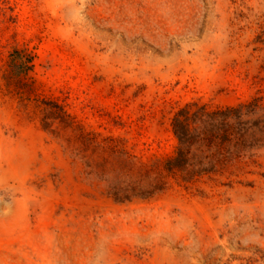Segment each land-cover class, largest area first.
Returning <instances> with one entry per match:
<instances>
[{"label": "rangeland", "instance_id": "1", "mask_svg": "<svg viewBox=\"0 0 264 264\" xmlns=\"http://www.w3.org/2000/svg\"><path fill=\"white\" fill-rule=\"evenodd\" d=\"M248 104L166 169L177 111ZM0 264H264V0H0Z\"/></svg>", "mask_w": 264, "mask_h": 264}, {"label": "trees", "instance_id": "2", "mask_svg": "<svg viewBox=\"0 0 264 264\" xmlns=\"http://www.w3.org/2000/svg\"><path fill=\"white\" fill-rule=\"evenodd\" d=\"M254 107L248 104L207 111L199 106L177 111L172 122L177 148L175 155L166 161V169H178L188 176L211 172L238 151L247 149L250 121L244 116Z\"/></svg>", "mask_w": 264, "mask_h": 264}]
</instances>
